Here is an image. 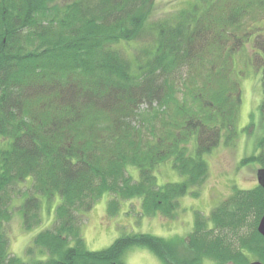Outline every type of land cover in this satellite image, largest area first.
I'll return each instance as SVG.
<instances>
[{
    "label": "trees",
    "instance_id": "obj_1",
    "mask_svg": "<svg viewBox=\"0 0 264 264\" xmlns=\"http://www.w3.org/2000/svg\"><path fill=\"white\" fill-rule=\"evenodd\" d=\"M61 1L0 0V264H127L135 246L164 264H247L252 254L264 264L258 184L237 188L209 217L197 211L185 237L137 232L90 250L81 235L83 213L105 192L111 214L140 197L144 214L167 218L179 198L198 197L204 154L237 133L238 55L264 68V0H189L149 27L151 0ZM149 30L135 54L123 46ZM254 158L264 167V149ZM167 161L183 181L157 183ZM29 179L23 227L41 222L39 195L61 201L54 226L27 247L40 255L25 261L9 253L2 227L12 185Z\"/></svg>",
    "mask_w": 264,
    "mask_h": 264
},
{
    "label": "rangeland",
    "instance_id": "obj_2",
    "mask_svg": "<svg viewBox=\"0 0 264 264\" xmlns=\"http://www.w3.org/2000/svg\"><path fill=\"white\" fill-rule=\"evenodd\" d=\"M66 1L68 0L61 2L64 4ZM150 3L151 10L146 27L173 15L187 6L189 0H151ZM151 34L150 31L140 41L132 40L128 44L124 43L123 46L127 47L128 52L135 54L138 45L144 46L152 40ZM250 48L251 46L248 45V49ZM241 57L242 54L238 55L236 60L238 70L245 72L240 75L242 102L236 122L237 133L233 142L229 143L223 137L219 144L204 154V159L208 163V174L204 183L198 188V197L189 192L179 198L180 206L175 216L167 218L160 213L144 214L140 197L120 201L122 204L119 211L111 214L108 210V202L114 195L111 192H105L95 202L94 207L82 215L81 235L88 249H103L116 238L137 232L148 231V233L166 238L185 237L194 229V218L197 211L209 217L212 210L222 201L227 200L237 188L250 189L257 186V171L262 165L254 158V155H258L264 149V112L260 107L263 98L264 68L256 70L250 63L243 64ZM156 169L155 175L159 185L167 182H181L185 179L184 175L173 168L171 161L160 164ZM131 171L137 179L138 171L132 167ZM31 184L29 179L12 185L10 189L12 217L4 221L2 227L9 239L7 248L9 253L25 261H30L40 255V250L37 248L33 254L29 255L27 247L34 244V236L40 231L54 226L56 207L61 201L59 194L52 200H48L45 195H39L41 222L31 229H26L23 227L24 217L21 205L24 201L23 195H26L32 188ZM249 258L250 262L258 259L253 254ZM124 260L127 264H164L159 257L144 246L131 248L125 254ZM205 264L216 263L206 259ZM227 264H232V262Z\"/></svg>",
    "mask_w": 264,
    "mask_h": 264
},
{
    "label": "water",
    "instance_id": "obj_3",
    "mask_svg": "<svg viewBox=\"0 0 264 264\" xmlns=\"http://www.w3.org/2000/svg\"><path fill=\"white\" fill-rule=\"evenodd\" d=\"M257 180L259 183L258 185H261L263 188V194L262 195H264V167L259 168V170L257 171ZM261 216L262 217L258 223V231L261 233L262 236H264V213ZM247 264H263V263L259 260H255V261H252V262L247 263Z\"/></svg>",
    "mask_w": 264,
    "mask_h": 264
}]
</instances>
